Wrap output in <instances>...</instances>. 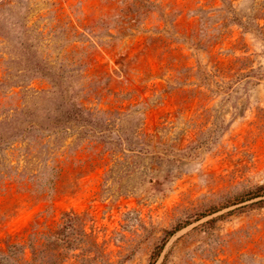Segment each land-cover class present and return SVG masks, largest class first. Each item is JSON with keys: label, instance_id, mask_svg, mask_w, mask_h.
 <instances>
[{"label": "rangeland", "instance_id": "374dc122", "mask_svg": "<svg viewBox=\"0 0 264 264\" xmlns=\"http://www.w3.org/2000/svg\"><path fill=\"white\" fill-rule=\"evenodd\" d=\"M69 212L91 264H264V0H0V249Z\"/></svg>", "mask_w": 264, "mask_h": 264}, {"label": "trees", "instance_id": "16d2710c", "mask_svg": "<svg viewBox=\"0 0 264 264\" xmlns=\"http://www.w3.org/2000/svg\"><path fill=\"white\" fill-rule=\"evenodd\" d=\"M78 221L79 217L74 213H64L54 228L43 232L34 230L27 244L6 243V248L0 249V264H65L71 258L74 259L72 264H91L99 260L102 256L99 245ZM76 250L80 253L70 254Z\"/></svg>", "mask_w": 264, "mask_h": 264}]
</instances>
